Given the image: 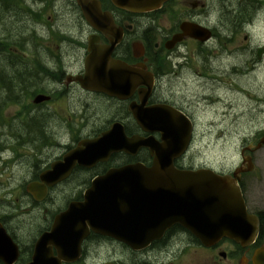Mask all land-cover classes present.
Instances as JSON below:
<instances>
[{"label":"flooded vegetation","instance_id":"flooded-vegetation-1","mask_svg":"<svg viewBox=\"0 0 264 264\" xmlns=\"http://www.w3.org/2000/svg\"><path fill=\"white\" fill-rule=\"evenodd\" d=\"M65 1L0 0V97L6 98V104L0 105V138L3 136L2 128L18 123L19 128H13L10 134L19 135L22 146L31 142L43 154L27 169L28 174L34 177L33 181H39L42 186L32 192L34 199L26 187L21 192L30 199L25 197L22 209L0 203V214L5 215L0 219V264H255V252L264 245V211L258 213L261 219L259 240L249 246L226 237L206 245L188 228L174 224L147 248L134 250L107 231H111L110 225L116 220L133 222L135 214L128 211L129 218H125L122 216L125 211L116 210L113 213L119 218L113 220L108 216L110 210L104 208L90 211L86 218H76L70 239L65 234H62L64 242L54 239L58 230L56 217L75 202L85 200V192L95 177L105 174L111 167L124 164L141 162L151 165L154 156L148 146L141 147L136 154L115 153L110 160H98L90 168L75 164L69 174L65 170H57L59 175L65 176L53 185L41 179L81 140L101 136L115 123L123 125L127 136H141L156 147L168 146L171 149L173 139H176L175 148L178 149L186 139L190 121L195 132L198 123V108L193 115L191 109L194 106L183 96L200 84L196 85L185 71L194 67L198 76L205 77V61L199 58V51L197 64H194V58H190L194 55L190 44L203 48L206 42L196 43L195 39L185 37L175 43L172 42L174 35L182 31L181 26L185 22L209 26L213 34L235 36L241 32L260 31L264 29V0H257V8L252 11L250 7L247 9L250 10L249 16L234 23L225 19L226 10L220 11V16L212 17L213 8H209L207 0H169L162 8L150 13H134L118 8L111 0H96L101 4L103 15L92 16L91 21L99 29L86 18L79 0H67L79 17L76 29L69 33L62 27L49 26L43 34L44 24L51 23L50 6H58ZM210 1L212 5L219 2ZM222 1L224 4L229 2ZM242 1L249 5V0ZM176 6L188 11L187 14L175 19ZM167 13L170 23L163 26L160 21ZM25 16L30 21L26 32L22 28ZM64 45L75 49L71 68L62 64L66 56L58 51ZM91 59L98 64L119 60L137 70L124 75V83L112 90L114 95L87 90L79 78H85L87 63L90 64ZM15 72L20 80L17 88L12 83ZM75 92L106 98L102 100L104 108L114 107L115 111L103 125L86 121L73 127L69 124V119L74 117L71 109L65 117L68 141L63 145V134L57 131L55 115L61 109L69 108L60 105V101L71 98ZM40 94L47 95L50 100L43 99L40 104L32 105L30 101ZM13 96L22 98L18 113L9 111ZM48 104V107H54L53 111L47 109ZM88 108L86 103L80 112L87 113ZM171 131L174 134H170ZM1 144L4 143L0 140ZM12 151L15 156V149ZM7 161L0 155V162ZM175 163L180 168L185 165L181 158H177ZM82 176L84 180L78 183ZM39 194L45 195L41 201L47 204H38L36 198ZM123 206L121 203L118 208Z\"/></svg>","mask_w":264,"mask_h":264},{"label":"rangeland","instance_id":"rangeland-1","mask_svg":"<svg viewBox=\"0 0 264 264\" xmlns=\"http://www.w3.org/2000/svg\"><path fill=\"white\" fill-rule=\"evenodd\" d=\"M247 2L229 0L228 5L222 0L212 2L208 0L212 17L221 14L220 11L233 12L238 14L241 10L250 9L254 11L258 1ZM236 5H235V4ZM238 3V4H237ZM191 7V5L189 4ZM233 6V7H231ZM176 8L175 19L185 16L188 11L181 7ZM51 23L44 24L43 34L49 30V26L62 27L65 31L73 33L78 23V15L75 8L66 0L58 6H50ZM249 16L250 12H247ZM218 16V17H219ZM160 21V20H159ZM28 23V24H27ZM169 14H163L160 24L169 25ZM30 21L24 17L22 28L24 32L29 28ZM247 35H251L249 40ZM231 36L226 33H217L210 46L204 53L199 55L205 61V77L197 75L195 68L185 71L194 82L200 84L183 96L194 106V113L198 115L200 129H197L196 154L198 164L208 163L221 170H233L241 163L240 152L244 146L255 143L264 133V61L253 66L251 59H257V47L264 46V31H254L253 33H238L231 41L225 38ZM193 48H196L193 46ZM59 53L66 56L62 59V64L71 68V61L75 55V49L71 45H64L58 48ZM194 64H197V55H194ZM9 70V69H7ZM12 83L14 88L19 86L20 80L14 73ZM167 88L169 85L167 84ZM88 103L87 113L80 112L83 106ZM60 105L68 106V109H61L55 120L58 122L57 131L60 134L66 133L67 123L65 117L70 110H73V119H69V124L78 127L81 123L90 121L91 124L103 125L113 116L115 108H104L102 100L98 97H89L75 92L69 99L60 101ZM54 107H47L53 111ZM9 111L18 113L19 107L11 105ZM50 123L51 120H48ZM21 124V121H20ZM13 128H19V124L9 125L2 128L3 136L8 137ZM16 129V130H17ZM56 131V130H55ZM34 132V131H33ZM1 135V133H0ZM256 144V143H255ZM252 156L261 171V178H257L254 173L245 175L244 184L246 198L251 209L264 207V147L253 150ZM32 159L29 155L21 156L12 166H7L3 170L2 178L10 182L13 187L14 196H18L17 191L25 176L22 168ZM28 179L24 180V183ZM84 179L80 180L82 182ZM27 182L25 185H28ZM8 187H1L0 193ZM44 205V204H41ZM19 204L14 203L13 208ZM109 252V251H108ZM182 264V263H179Z\"/></svg>","mask_w":264,"mask_h":264},{"label":"water","instance_id":"water-1","mask_svg":"<svg viewBox=\"0 0 264 264\" xmlns=\"http://www.w3.org/2000/svg\"><path fill=\"white\" fill-rule=\"evenodd\" d=\"M164 1L166 0H113L117 6L135 12L153 10ZM187 34L194 37L203 35L205 38L210 36L201 27H196ZM97 73L98 71L93 70V77ZM122 75L119 70L109 71L104 83L120 85ZM170 134H174V131ZM102 140L101 144L109 143L108 147L105 145L107 154L122 150V143L126 140L133 147L145 144L140 137L128 139L118 126L107 132ZM172 158L159 154L151 168L143 165L123 166L111 169L104 177L94 181V187L104 189L101 195L110 196L109 204L101 207L110 210V219L119 218L113 213L116 210L135 212L133 222L116 220L110 225L111 231L108 229L107 232L134 249H140L149 245L166 227L174 223L193 228L194 225L189 223H194L195 219V224L203 230L199 236L204 242L217 240L223 235L235 237L245 244L252 242L259 229V219L247 212L236 178L232 175H217L208 170L196 174L179 172L171 163ZM159 170L173 172L167 176L158 173ZM120 203H125L126 207L118 208ZM123 216L129 218L126 214Z\"/></svg>","mask_w":264,"mask_h":264},{"label":"trees","instance_id":"trees-1","mask_svg":"<svg viewBox=\"0 0 264 264\" xmlns=\"http://www.w3.org/2000/svg\"><path fill=\"white\" fill-rule=\"evenodd\" d=\"M228 5V2L225 3ZM250 10H247V9H244V10H241L239 14H234L233 12L231 11H228L227 13H225V19L229 22H238L240 21L241 19H243L249 12Z\"/></svg>","mask_w":264,"mask_h":264},{"label":"bare ground","instance_id":"bare-ground-1","mask_svg":"<svg viewBox=\"0 0 264 264\" xmlns=\"http://www.w3.org/2000/svg\"><path fill=\"white\" fill-rule=\"evenodd\" d=\"M120 110V109H119ZM113 113V112H112Z\"/></svg>","mask_w":264,"mask_h":264}]
</instances>
